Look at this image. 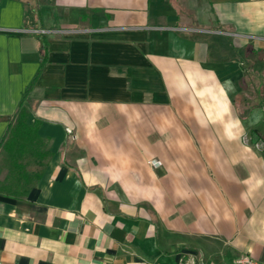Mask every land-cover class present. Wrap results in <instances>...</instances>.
Instances as JSON below:
<instances>
[{
  "label": "crops",
  "instance_id": "obj_1",
  "mask_svg": "<svg viewBox=\"0 0 264 264\" xmlns=\"http://www.w3.org/2000/svg\"><path fill=\"white\" fill-rule=\"evenodd\" d=\"M260 77L264 0H0V151L21 105L50 152L0 264L264 261Z\"/></svg>",
  "mask_w": 264,
  "mask_h": 264
},
{
  "label": "trees",
  "instance_id": "obj_2",
  "mask_svg": "<svg viewBox=\"0 0 264 264\" xmlns=\"http://www.w3.org/2000/svg\"><path fill=\"white\" fill-rule=\"evenodd\" d=\"M38 123L36 120L28 125L26 112L19 106L15 121L1 143L0 155L6 165L3 170L0 168V191L8 193L13 190L12 183H16L15 187L21 191L14 194H24L40 178L50 152L37 135ZM29 165L33 169H27Z\"/></svg>",
  "mask_w": 264,
  "mask_h": 264
},
{
  "label": "rangeland",
  "instance_id": "obj_3",
  "mask_svg": "<svg viewBox=\"0 0 264 264\" xmlns=\"http://www.w3.org/2000/svg\"><path fill=\"white\" fill-rule=\"evenodd\" d=\"M249 77V76H248ZM257 87L258 89L256 91L252 89H247L244 91V97L249 96L252 98L255 96L256 93V99L255 104H257L258 107H255L251 113L249 118L247 119V124H249L251 127L256 128L257 132L260 134L264 141V78L260 77L259 80H257ZM3 165H6V161L0 158V168L3 167ZM31 166V165H29Z\"/></svg>",
  "mask_w": 264,
  "mask_h": 264
},
{
  "label": "built area",
  "instance_id": "obj_4",
  "mask_svg": "<svg viewBox=\"0 0 264 264\" xmlns=\"http://www.w3.org/2000/svg\"><path fill=\"white\" fill-rule=\"evenodd\" d=\"M36 33H46L47 31L45 29L37 28L34 30ZM182 264H197L194 258H189ZM231 264H264V261H260L257 259L252 258L248 255H240L236 257Z\"/></svg>",
  "mask_w": 264,
  "mask_h": 264
}]
</instances>
